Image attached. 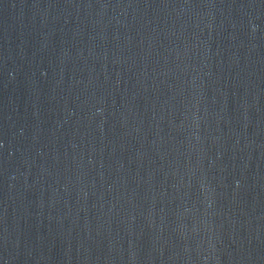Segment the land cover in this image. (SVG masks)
<instances>
[{"label": "water", "instance_id": "1", "mask_svg": "<svg viewBox=\"0 0 264 264\" xmlns=\"http://www.w3.org/2000/svg\"><path fill=\"white\" fill-rule=\"evenodd\" d=\"M0 264H264V0H134Z\"/></svg>", "mask_w": 264, "mask_h": 264}]
</instances>
